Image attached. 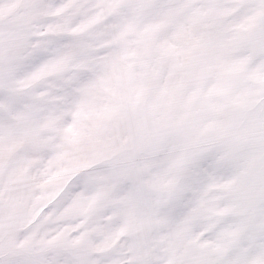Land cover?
<instances>
[{
	"label": "snow or ice",
	"instance_id": "1",
	"mask_svg": "<svg viewBox=\"0 0 264 264\" xmlns=\"http://www.w3.org/2000/svg\"><path fill=\"white\" fill-rule=\"evenodd\" d=\"M0 264H264V0H0Z\"/></svg>",
	"mask_w": 264,
	"mask_h": 264
}]
</instances>
